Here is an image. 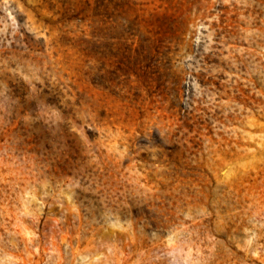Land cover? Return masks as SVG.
<instances>
[{"label":"rangeland","instance_id":"obj_1","mask_svg":"<svg viewBox=\"0 0 264 264\" xmlns=\"http://www.w3.org/2000/svg\"><path fill=\"white\" fill-rule=\"evenodd\" d=\"M0 264H264V0H0Z\"/></svg>","mask_w":264,"mask_h":264}]
</instances>
